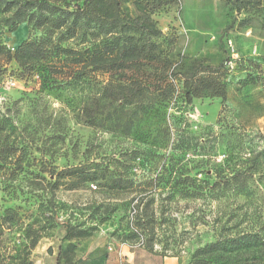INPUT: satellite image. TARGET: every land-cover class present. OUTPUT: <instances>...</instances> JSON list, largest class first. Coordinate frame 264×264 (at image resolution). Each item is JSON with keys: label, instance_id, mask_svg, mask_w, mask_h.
I'll return each instance as SVG.
<instances>
[{"label": "rangeland", "instance_id": "rangeland-1", "mask_svg": "<svg viewBox=\"0 0 264 264\" xmlns=\"http://www.w3.org/2000/svg\"><path fill=\"white\" fill-rule=\"evenodd\" d=\"M134 1L123 0L128 17L138 14ZM153 19L162 33L151 40L168 61L146 65L148 87L129 82L118 88L110 83V73H97L86 86L58 85L42 94L37 82L19 77L16 62L0 69V104L18 100L10 135L34 139L30 166L17 180L9 168L0 169V264L18 263L30 224L43 235L28 251L32 264H118L117 256L119 264H127L125 253L133 254L135 262L165 257L188 264L198 247L217 239L244 232L264 236L263 4L238 9L229 0H177ZM0 28L9 47L41 35L27 21L15 31ZM223 61L217 73L207 69ZM163 65L172 73L168 81L161 76ZM109 83L108 98L98 102L95 95ZM190 85L201 92L191 101ZM50 112L67 134L64 142L51 138L45 124ZM96 117L100 123L91 125ZM185 153L191 157L184 159ZM112 158L130 162V176L138 182L171 162H180L197 179L191 190L199 197H176L172 209L178 224L167 226L162 237L164 243L183 240L178 256L134 251L121 242L126 203L137 192L89 184L71 189L65 181L52 194L44 159L63 168ZM234 175L235 181L226 183ZM109 213V220L96 223ZM66 220L96 226L88 236L65 238ZM211 264H264V250L227 255Z\"/></svg>", "mask_w": 264, "mask_h": 264}, {"label": "trees", "instance_id": "trees-1", "mask_svg": "<svg viewBox=\"0 0 264 264\" xmlns=\"http://www.w3.org/2000/svg\"><path fill=\"white\" fill-rule=\"evenodd\" d=\"M229 1L238 9L246 7L248 3L263 4L264 7V0ZM174 2L177 3V0H135L138 14L128 17L124 14L123 0H0V25L7 27L8 31H15L19 24L27 21L31 30L41 33L40 36L23 40L12 49L3 39L0 28V69L16 62L19 77L37 82L38 93L42 94L46 89L58 85L72 88L86 86L92 77L96 78L97 73H110V83L116 82L118 88H124L129 82L148 87L146 65L156 61L166 64L168 61L151 40V35L162 33L153 15ZM140 34L147 38H142ZM224 65L223 61L207 69L217 73ZM163 67L161 76L168 81L172 73L167 65ZM110 83L98 92L101 93L99 96L95 95L98 102L108 98ZM216 87L213 86V89L219 92V87ZM194 96H201L200 89L190 85L188 99L191 101ZM17 103L18 100L0 104V169L9 168L15 180L30 166L29 157L34 149V139L22 135L12 138L10 135L9 124L13 121V106ZM89 123L98 126L100 121L96 117ZM45 124L51 138L61 139L62 142L66 140L67 134L60 130L57 117L52 112L47 114ZM47 163L49 161L44 159L43 165H46L50 175L48 186H51L53 195L65 181L71 189L89 184L99 189L107 187L112 192H137L126 203L125 222L120 236L121 242L129 244L132 250L143 248L153 254L178 256L184 249L183 240L164 243L162 239L167 226L176 228L178 224V216L172 209L176 197H199L191 190L197 179L180 162L157 166L153 178L139 182L130 176L132 164L116 158L109 162L91 161L63 168ZM236 177L232 176L226 183L234 182ZM214 185L220 183L215 182ZM11 186L17 188L15 184ZM55 214L53 209V218ZM109 219L110 213L108 216L100 215L96 223ZM63 224L66 227L65 238L88 236L96 226L84 227L69 220L63 221ZM26 233L28 243L19 250L17 264H32L28 251L43 236L33 228V224L29 225ZM157 243L163 244L155 250ZM251 249L264 250V236L260 232L238 233L200 246L188 264L217 263L224 256ZM61 255L63 248L58 260Z\"/></svg>", "mask_w": 264, "mask_h": 264}, {"label": "crops", "instance_id": "crops-1", "mask_svg": "<svg viewBox=\"0 0 264 264\" xmlns=\"http://www.w3.org/2000/svg\"><path fill=\"white\" fill-rule=\"evenodd\" d=\"M115 256L116 255L114 254V258H115ZM124 256H125V258H123V260H125L127 264H174L172 259L166 260L165 257L163 258V260H160L158 262L151 260L149 263L148 262L141 263V262H135V258L133 256V254H131V256H129V254L125 253ZM116 259H117V262L119 261V263H120V258L118 256L116 257ZM152 261H153V263H152Z\"/></svg>", "mask_w": 264, "mask_h": 264}, {"label": "built area", "instance_id": "built-area-1", "mask_svg": "<svg viewBox=\"0 0 264 264\" xmlns=\"http://www.w3.org/2000/svg\"><path fill=\"white\" fill-rule=\"evenodd\" d=\"M12 49H13V47H12ZM189 157H191V154L190 153H187L186 154V158H189Z\"/></svg>", "mask_w": 264, "mask_h": 264}]
</instances>
